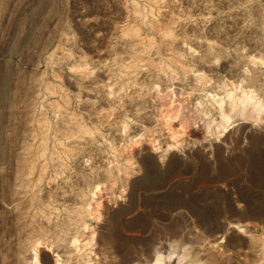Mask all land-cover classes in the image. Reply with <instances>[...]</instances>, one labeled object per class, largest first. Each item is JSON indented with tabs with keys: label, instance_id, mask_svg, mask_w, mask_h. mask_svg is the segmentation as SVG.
<instances>
[{
	"label": "rangeland",
	"instance_id": "obj_1",
	"mask_svg": "<svg viewBox=\"0 0 264 264\" xmlns=\"http://www.w3.org/2000/svg\"><path fill=\"white\" fill-rule=\"evenodd\" d=\"M248 89L264 0H0V264H264Z\"/></svg>",
	"mask_w": 264,
	"mask_h": 264
},
{
	"label": "bare ground",
	"instance_id": "obj_2",
	"mask_svg": "<svg viewBox=\"0 0 264 264\" xmlns=\"http://www.w3.org/2000/svg\"><path fill=\"white\" fill-rule=\"evenodd\" d=\"M227 100L229 105V112H225L224 110V104L226 100L221 99L217 103L220 122L214 132H221L225 129V127L231 120V111H235L236 116L240 117L241 119L251 121L255 125L260 124V119L264 111V105L256 96L253 90L248 89L246 91H243L238 97L235 98L232 94H230L228 95ZM210 129L211 126L208 125L206 128V135L213 134L211 133ZM89 244H92V239L90 240ZM38 250L37 245H34L32 260L35 264L39 263ZM179 250H177V248L173 245L172 248L170 247L167 255H164L161 251H156L155 253H153L152 259L150 261L148 260V262L142 264H184V258L187 255L188 249L184 247L183 249H181L180 254H177ZM176 254L177 256L172 262ZM55 264H58L57 259Z\"/></svg>",
	"mask_w": 264,
	"mask_h": 264
}]
</instances>
